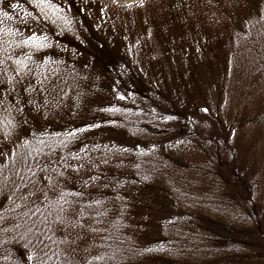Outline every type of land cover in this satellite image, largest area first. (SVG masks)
Here are the masks:
<instances>
[{"label": "trees", "instance_id": "1", "mask_svg": "<svg viewBox=\"0 0 264 264\" xmlns=\"http://www.w3.org/2000/svg\"><path fill=\"white\" fill-rule=\"evenodd\" d=\"M113 7L0 0V264H264V0Z\"/></svg>", "mask_w": 264, "mask_h": 264}, {"label": "rangeland", "instance_id": "2", "mask_svg": "<svg viewBox=\"0 0 264 264\" xmlns=\"http://www.w3.org/2000/svg\"><path fill=\"white\" fill-rule=\"evenodd\" d=\"M111 1L121 7H129L130 5L132 6L140 3V0ZM112 8L115 7L112 6ZM89 112L93 122H99L101 124L108 125V123L102 122L100 120L98 113L95 109ZM235 130L236 131L233 139V144H235L236 153L237 151L239 152L237 156H239L240 162L242 158L246 162V167L244 168V171L246 173H261L262 171H264V128H256L253 123H246L243 126L239 124L235 128ZM102 154L105 157V154L103 152ZM97 157L98 159H100L101 153H98ZM197 160L202 161V157L198 156ZM102 162L106 163V160H103ZM258 185L261 186L260 183ZM77 239V237L74 240L72 238L70 242H67V244L74 246L76 244Z\"/></svg>", "mask_w": 264, "mask_h": 264}, {"label": "snow or ice", "instance_id": "3", "mask_svg": "<svg viewBox=\"0 0 264 264\" xmlns=\"http://www.w3.org/2000/svg\"><path fill=\"white\" fill-rule=\"evenodd\" d=\"M12 7H16V5H15V4H13V5H12ZM5 14H6V13H5Z\"/></svg>", "mask_w": 264, "mask_h": 264}]
</instances>
